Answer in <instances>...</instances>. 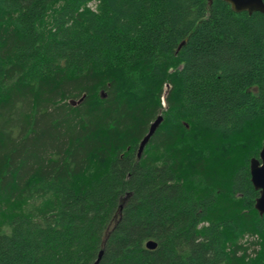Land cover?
<instances>
[{"label": "trees", "instance_id": "obj_1", "mask_svg": "<svg viewBox=\"0 0 264 264\" xmlns=\"http://www.w3.org/2000/svg\"><path fill=\"white\" fill-rule=\"evenodd\" d=\"M263 144L262 13L0 0V264H264Z\"/></svg>", "mask_w": 264, "mask_h": 264}, {"label": "water", "instance_id": "obj_2", "mask_svg": "<svg viewBox=\"0 0 264 264\" xmlns=\"http://www.w3.org/2000/svg\"><path fill=\"white\" fill-rule=\"evenodd\" d=\"M228 3L232 9L236 12H260L264 15V0H223ZM170 91V86L167 85L164 96L166 97ZM81 102V100L79 101ZM78 102V103H79ZM163 122V117L159 116L150 126V129L146 136L143 138L139 146L138 157H141L142 153L149 140L159 128ZM251 181L254 188L259 191V197L256 200L255 208L259 212L260 216H264V144L260 151L259 158H252L250 162ZM148 249H155L157 244L153 241H149L146 244ZM103 252L100 253L98 260L95 264H98L102 257Z\"/></svg>", "mask_w": 264, "mask_h": 264}, {"label": "rangeland", "instance_id": "obj_3", "mask_svg": "<svg viewBox=\"0 0 264 264\" xmlns=\"http://www.w3.org/2000/svg\"><path fill=\"white\" fill-rule=\"evenodd\" d=\"M91 5H93V4H91ZM94 7V6H93Z\"/></svg>", "mask_w": 264, "mask_h": 264}]
</instances>
